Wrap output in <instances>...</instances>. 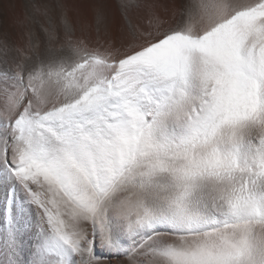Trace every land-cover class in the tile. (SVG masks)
Here are the masks:
<instances>
[{
	"label": "snow or ice",
	"instance_id": "1",
	"mask_svg": "<svg viewBox=\"0 0 264 264\" xmlns=\"http://www.w3.org/2000/svg\"><path fill=\"white\" fill-rule=\"evenodd\" d=\"M118 7L89 50L45 6L0 70V264H264V0Z\"/></svg>",
	"mask_w": 264,
	"mask_h": 264
},
{
	"label": "bare ground",
	"instance_id": "2",
	"mask_svg": "<svg viewBox=\"0 0 264 264\" xmlns=\"http://www.w3.org/2000/svg\"><path fill=\"white\" fill-rule=\"evenodd\" d=\"M63 2L64 0H61V4L58 8H56L57 10H55L58 13L56 16H59L57 17L59 19L57 20V18L54 16L56 20H52L53 24L59 30L61 36V40L54 43L52 45L53 47L59 48L62 44L66 46L67 43L68 37L65 36L63 25L60 20L62 14L67 16L74 29L73 33L71 34L72 42L76 43L82 40L84 45L87 46L89 50L95 49L101 44H103L104 47H107V37L117 36L119 34L118 29L122 28L123 26L121 12L118 7V4L121 2V0H74V7H72L73 9L65 8L63 6ZM201 2L202 0H139L141 7H133L130 9L128 11V16L134 24L139 25L141 30H148L152 27L150 21L152 18V12L154 11L156 14L166 20L165 27H175L181 23L187 22V15L185 14L183 18L181 16V4L191 3L193 5H197ZM149 4H163L165 5L166 10L161 7H156L154 10H150L146 7V5ZM2 5L3 4L0 2V37L6 38L10 47L7 49L0 48V70H4L5 68L15 69V64L20 57V51H22L24 54H30V49L33 44H38L40 47L45 45L46 34L41 30V25L47 27L48 23L42 19L44 16L41 18L36 13L35 16L33 13H31V11H27L26 8L25 10L30 16V22H26L25 20L27 19L24 20L25 22H16L14 19L13 21H10V18L12 19L15 17L16 10L14 11L11 8L7 10V8L3 7ZM16 9L19 10L17 7ZM98 12L100 15L99 19H97ZM42 13L43 12H41V14ZM16 17L15 19H17ZM33 17H35L38 23H33ZM192 22L197 28L202 27V21H200L199 16H196ZM30 29L34 32V36L31 40L29 38ZM101 50H103V48H101ZM112 259L115 261V259L120 260L122 258ZM139 259L146 261L149 259V257H139Z\"/></svg>",
	"mask_w": 264,
	"mask_h": 264
},
{
	"label": "rangeland",
	"instance_id": "3",
	"mask_svg": "<svg viewBox=\"0 0 264 264\" xmlns=\"http://www.w3.org/2000/svg\"><path fill=\"white\" fill-rule=\"evenodd\" d=\"M56 1V2H55ZM58 1V2H57ZM0 2L3 4L2 6L3 7H5V8H7V10H9V8H11V9H13L14 11H15V17H16V15H17V19L19 20H17V19H15V17L14 18H10V21H13V19H14V21H16V22H30L31 20H29L30 19V16L28 15V13H27V11H31V13H33L35 16H36V14L37 15H39L46 23H47V16L45 15V12H44V8H45V6H47L49 9H51V11L48 13V15H50L51 17H52V20H56V18L57 17H59V16H56V14L58 15V13L55 11V10H57L56 8H58L59 7V5L61 4V0H0ZM59 3V4H58ZM63 6L65 7V8H68V9H73L72 7H74V0H64V2H63ZM11 5V6H10ZM22 5V6H21ZM52 5V6H51ZM57 5V6H56ZM24 6V7H23ZM51 6V7H50ZM62 6V7H63ZM13 7V8H12ZM14 7H15V9H14ZM16 7L17 8H19V10L18 9H16ZM24 8V9H23ZM25 8H26V10H25ZM28 8V9H27ZM32 8V9H31ZM33 9H34V11H33ZM21 10H22V13H23V15H22V13H21ZM24 10V11H23ZM42 10V11H41ZM53 10V11H52ZM33 11V12H32ZM20 12V13H19ZM24 12H25V14H24ZM37 12H39V13H37ZM41 12H43L42 14H41ZM56 12V13H55ZM36 13V14H35ZM9 14V13H8ZM20 14V15H19ZM25 15V16H24ZM21 16H23V17H21ZM26 16H28V17H26ZM54 16L56 17V18H54ZM26 17V18H25ZM45 18V19H44ZM21 19V20H20ZM25 19H27V20H25ZM59 18H57V20H58ZM25 20V21H24ZM54 20V21H55ZM120 258H122V259H120L119 261H121L122 262V264H128V261L127 260H125L123 257H120ZM113 264H117V260L115 259V261H113Z\"/></svg>",
	"mask_w": 264,
	"mask_h": 264
}]
</instances>
